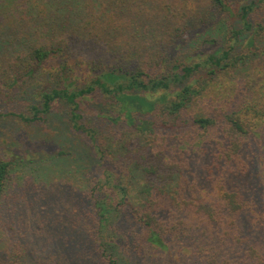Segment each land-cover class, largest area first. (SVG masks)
I'll return each mask as SVG.
<instances>
[{"label":"trees","instance_id":"16d2710c","mask_svg":"<svg viewBox=\"0 0 264 264\" xmlns=\"http://www.w3.org/2000/svg\"><path fill=\"white\" fill-rule=\"evenodd\" d=\"M244 2L0 0V118L48 126L62 104L69 134H53L66 140L73 135L87 148L74 156L47 138L39 146L52 158L16 159L0 151V241L7 242L0 247V264L2 251L9 252L8 264H63L68 253L79 256L77 264H96L91 256L97 253L100 263L117 264L115 244L125 239L117 233L129 231L122 230L128 226L126 220L119 223L122 217L141 230L138 248L143 242L162 248L166 239L185 236L194 222L235 228L246 211L243 194L218 182L217 197L202 202L180 144L205 137L216 150L211 158L225 162L226 174L249 172L248 139L264 137V53L244 55L240 48H254L255 38L264 36V23L248 21L264 0ZM222 13L230 23L217 19ZM214 25L215 36L199 41L202 53L191 59L180 53ZM215 38L226 41L219 53L213 51ZM79 73L88 80L78 86ZM159 93L156 108L147 97ZM96 96L108 116L84 109ZM100 117L123 120L121 135L99 143ZM216 120L225 124L207 139ZM110 159L122 161L120 172L108 170ZM83 174L87 184L79 194L62 178ZM262 200L264 211V195ZM263 230L253 228L256 235ZM51 231L57 233L50 251L35 263L32 255ZM237 258L223 264H264V253L255 247Z\"/></svg>","mask_w":264,"mask_h":264},{"label":"rangeland","instance_id":"374dc122","mask_svg":"<svg viewBox=\"0 0 264 264\" xmlns=\"http://www.w3.org/2000/svg\"><path fill=\"white\" fill-rule=\"evenodd\" d=\"M251 1L254 0H245V2L243 0V5H248ZM240 6L239 8L242 7ZM217 19L223 21V23L229 21L226 13H222ZM248 21L253 25H263L264 2H261L259 6L256 5L252 11L249 12ZM234 24L238 27V20ZM216 27V25L211 26L204 34L197 35L196 39L194 38L190 41L189 45H186L180 53L190 55L189 59L194 56L196 57L198 53H202L204 50L201 49L199 41L201 42L205 37L207 39H211V36H215L214 33L216 31ZM215 40H217L218 43L217 48H214L213 51L215 53H219L222 47L226 46V41L224 39L218 40L217 38H215ZM178 51L179 50L175 51V55H177ZM252 52H257L256 55H263L264 36L258 39L255 38L254 48H249L247 44L240 48L241 54L252 55ZM186 60L188 61V59ZM8 75L12 78L11 73H8ZM262 75L264 76V72H262ZM68 77L70 78V75H68ZM75 78H78L81 81H76V85L78 86L83 82L82 79L88 80L83 73H79L78 76L74 77V79ZM0 80H4L2 74H0ZM68 81L70 80L68 79ZM160 94L161 93L147 97L148 102H153L154 104L156 103V108L160 106L158 105L160 103ZM102 99L103 98L101 96H96L94 100H91V102L84 105V109L89 114L108 116L110 112L102 102ZM65 110L66 108L62 104H57L53 114L51 115L53 117L49 119L50 124L48 126L47 124L45 126H30L22 124L13 118H0V151H2L5 155L6 153H8V155H13L16 159H20L21 155L24 154H26L30 159L42 157L45 159L52 158L54 156L49 155L51 152L48 153L46 149L43 148V150L39 146L41 142L46 141L47 138H51L54 141L55 146H57L56 148H60L64 152H68V154L71 153L75 156L78 154V152L76 153L75 151H81V153L86 152L85 149L87 148L85 145L81 144L73 135L71 136L72 139L68 135L69 138L66 140V138L62 137V134L60 133L57 135L53 134V132H58L59 130H65V134H69ZM156 111L157 109L155 112H149L147 118L152 119L155 116ZM57 113H61V120L54 118ZM110 118L112 121H109L104 117H100L101 120H97L99 127H102L101 131L97 130V133L100 134L103 131V135H101L99 143H104L105 138L111 135H114L116 138L121 135L119 131H121L124 127L123 120H116L115 117ZM85 121L92 124V120L88 117L85 118ZM97 122H95L96 125ZM224 124L225 123L223 121H217L214 126L205 132L206 134H209L207 139H210V135L217 134L221 131ZM49 127L52 128L50 129ZM186 129L188 128L175 130V132H183ZM164 133H170V130L167 129ZM51 134L54 136L50 137ZM193 135L196 134L193 133ZM196 137L192 136L190 143L189 141H185L180 144V149H183L188 154L187 159L190 164V174H193V178L197 180V194L200 197V200L202 202H210L214 197L216 198L218 193L216 185L218 182H221L229 189L236 188L243 194L247 203L245 213L241 215L240 221L237 222L235 228H229L231 231L227 230L225 225L215 227L205 223L194 222L193 226L188 230L185 236L181 235L177 240L166 239V244L162 248L159 246H152L148 242H143V244L138 248V241L136 242V237H138L139 229L136 230L134 223L131 222L130 219L122 217V221L119 223H123V221L126 220L128 225L122 228V230L127 228L129 231L127 233H121L119 230L117 233L118 236L125 238L121 240L119 244L118 242H115L117 248L116 257L118 258L117 264H212V257L215 258L216 264L217 261L218 264H223L229 260H232L234 263V259L237 258L238 254L241 253L243 255L250 247H255L261 251V253H264V230L261 234L257 235L253 231V228L256 227L257 224L261 227L264 226V211L262 210V196L264 195V137H252L248 139L244 151L245 156L251 159L249 172L243 177L234 178L232 175L224 172H227V168L223 160L221 162H215L214 159L211 158V152L216 151L214 150L213 145H208L204 139L205 137ZM119 161L122 162L121 160H118V162ZM118 162L110 159L112 167L108 170L116 173L120 172ZM45 177H47V175ZM49 177L51 178L50 175ZM62 178L69 181L68 183H70L73 188L78 190V194L81 193V190H84L83 183L87 184L85 174L77 180L72 177ZM52 179L53 181L58 180V178L55 177H52ZM118 179L119 177H117L114 181L117 183ZM113 221L117 222V219L114 218ZM140 232L141 230H139V233ZM56 233L57 232L55 231L48 232V239L46 240V243L41 237L40 247L37 249V253L34 254V256L32 255V260H34L35 263L38 262V260H43V253L45 250H47V254L49 253L52 241L51 238H53ZM39 235L42 236L40 233ZM221 238H223L222 242L220 241ZM105 242L110 243L108 237ZM0 247L2 250H4L5 247L7 248V242L5 239L0 241ZM68 254H66L63 264H77L75 258L79 256L73 253ZM2 255L3 264H8L9 252L7 253L2 251ZM91 257H93L92 259L94 261L96 259V264H105L104 262H99L98 253L96 255H92Z\"/></svg>","mask_w":264,"mask_h":264}]
</instances>
